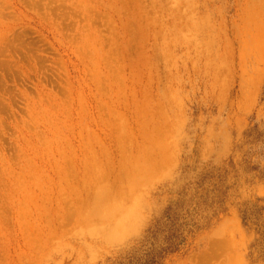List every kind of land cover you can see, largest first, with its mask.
Segmentation results:
<instances>
[{"label": "rangeland", "instance_id": "1", "mask_svg": "<svg viewBox=\"0 0 264 264\" xmlns=\"http://www.w3.org/2000/svg\"><path fill=\"white\" fill-rule=\"evenodd\" d=\"M247 5L239 0L206 5L237 25L231 42L237 76L247 71L249 96L231 108L219 88L231 85L233 75L222 71L216 77L183 47L138 50L145 45L142 38L154 44L158 32L148 26L151 7L142 0H0V264H37V238L45 230V205L34 181L30 212L15 218L17 226L11 219L9 183L12 168L19 172L20 145L32 154L43 149L44 138L72 140L79 124L97 116L109 97L132 88L140 92L157 78L156 67L134 62H157L167 54L183 68L166 67L179 72H166V91L181 90L189 128L216 124V157L207 158L205 144H195L176 180L156 195L160 210L143 236L83 264H264V31ZM51 179L55 189L57 176ZM103 184L80 206V222L91 214ZM118 190L122 195L127 187Z\"/></svg>", "mask_w": 264, "mask_h": 264}, {"label": "bare ground", "instance_id": "2", "mask_svg": "<svg viewBox=\"0 0 264 264\" xmlns=\"http://www.w3.org/2000/svg\"><path fill=\"white\" fill-rule=\"evenodd\" d=\"M142 1L151 7L148 26L158 32L154 44L142 38L145 45L140 44L138 50H159L164 45L171 51L185 48L189 58L193 55L202 58L199 62H205L207 71H216V77L223 72L226 76L233 75L231 85L219 88L221 97H228L231 108L238 103L237 99L244 105L249 96L248 74L243 69L237 76L236 48L231 42L232 36H238L237 25L224 18L220 10L212 12L206 6L216 0ZM239 1L247 2L248 8L258 15L259 30L264 31V0ZM239 11L241 18L244 8ZM159 27L161 30L165 27L166 31ZM219 40L222 42L217 45ZM181 62L170 54L157 62H134V65L156 67L157 78L147 80L140 92L132 88L130 94L109 97L97 116L86 124H79L72 140L53 143L44 138L43 149L32 154L20 145L15 154L19 172L12 168L9 183L11 219L17 226L15 218L18 215L19 219L24 218L29 187L33 186L30 182L34 181L45 205V215H42L45 230L37 238L35 247L40 256L37 264H55L56 260L57 264H83L88 259L89 263H95L110 249L141 238L160 210L156 195L166 193L168 184L176 180L188 151H194L195 144L203 143L205 156L215 159L216 124L207 129L189 128L188 109L181 90L171 86L166 91V72H169L166 67L177 66L180 72ZM191 64L194 74H198L196 63ZM241 65L245 66V62L241 61ZM237 79L238 91L235 90ZM55 176L57 182L53 189L51 183L55 179L51 178ZM100 181L104 186L96 191L97 203L91 214L80 222V206ZM122 185L127 190L121 195L118 189ZM163 201L166 204L167 196ZM215 236L212 232L211 238Z\"/></svg>", "mask_w": 264, "mask_h": 264}]
</instances>
